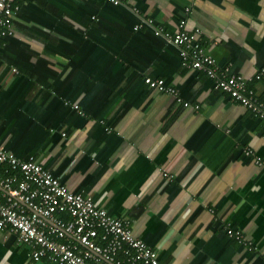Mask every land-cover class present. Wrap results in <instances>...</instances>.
Listing matches in <instances>:
<instances>
[{
    "label": "crops",
    "instance_id": "obj_1",
    "mask_svg": "<svg viewBox=\"0 0 264 264\" xmlns=\"http://www.w3.org/2000/svg\"><path fill=\"white\" fill-rule=\"evenodd\" d=\"M16 3L0 46V144L129 221L168 264H264V120L184 67L166 37L186 20L221 69L254 77L264 0ZM249 86L264 100V79ZM29 253L0 231V264H54Z\"/></svg>",
    "mask_w": 264,
    "mask_h": 264
},
{
    "label": "built area",
    "instance_id": "obj_2",
    "mask_svg": "<svg viewBox=\"0 0 264 264\" xmlns=\"http://www.w3.org/2000/svg\"><path fill=\"white\" fill-rule=\"evenodd\" d=\"M107 1L120 6L127 0ZM19 10L16 0H0V46L4 38L14 34V20ZM146 22L154 26L152 19ZM186 26L187 21L183 20L178 32L166 34L170 43L180 49L183 66L204 71L214 80L215 89L264 120V100L249 86L254 80L264 79V67L251 78L229 75V69H221L200 42V30L189 31ZM155 29L156 34L163 33ZM146 83L151 89L172 94L181 102L177 89L167 86L165 80L147 78ZM73 107L79 109L77 104ZM252 153L247 150L245 154ZM5 229L16 236L19 244L29 248V256L35 262L167 264L157 251L133 234L129 221L111 215L92 198L71 191L36 158L22 160L0 144V231ZM227 233L252 249L241 232L228 228Z\"/></svg>",
    "mask_w": 264,
    "mask_h": 264
},
{
    "label": "bare ground",
    "instance_id": "obj_3",
    "mask_svg": "<svg viewBox=\"0 0 264 264\" xmlns=\"http://www.w3.org/2000/svg\"><path fill=\"white\" fill-rule=\"evenodd\" d=\"M220 91V90H219ZM222 92V91H221ZM229 96V95H228ZM231 98V97H230ZM234 101V100H233ZM235 102V101H234ZM237 103V102H236ZM240 104V103H239ZM250 243V242H249ZM248 247V246H247ZM252 247V246H251ZM248 248H250V247H248ZM252 250V249H251ZM168 264V263H167Z\"/></svg>",
    "mask_w": 264,
    "mask_h": 264
},
{
    "label": "trees",
    "instance_id": "obj_4",
    "mask_svg": "<svg viewBox=\"0 0 264 264\" xmlns=\"http://www.w3.org/2000/svg\"><path fill=\"white\" fill-rule=\"evenodd\" d=\"M108 2V1H107ZM111 4V3H110ZM113 5V4H112ZM115 6V5H114ZM182 59V58H181Z\"/></svg>",
    "mask_w": 264,
    "mask_h": 264
}]
</instances>
